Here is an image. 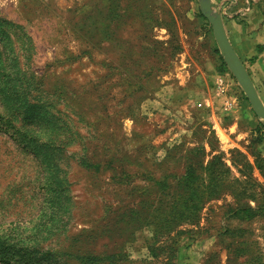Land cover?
<instances>
[{
    "label": "rangeland",
    "instance_id": "obj_1",
    "mask_svg": "<svg viewBox=\"0 0 264 264\" xmlns=\"http://www.w3.org/2000/svg\"><path fill=\"white\" fill-rule=\"evenodd\" d=\"M199 1L0 0L14 260L264 264V127Z\"/></svg>",
    "mask_w": 264,
    "mask_h": 264
},
{
    "label": "crops",
    "instance_id": "obj_2",
    "mask_svg": "<svg viewBox=\"0 0 264 264\" xmlns=\"http://www.w3.org/2000/svg\"><path fill=\"white\" fill-rule=\"evenodd\" d=\"M210 2L214 11L221 16L227 37L264 105V0H210ZM226 81L229 82L223 79V82ZM226 85L229 89L225 97L232 104L230 113L235 118L242 113L243 118L239 119L247 121V127L250 123L259 125V122L254 120L256 114H253V117L251 115L254 111L249 100H246L247 97L245 101L242 100V94L234 93L235 86H230V83ZM233 126L237 127L236 120Z\"/></svg>",
    "mask_w": 264,
    "mask_h": 264
},
{
    "label": "water",
    "instance_id": "obj_3",
    "mask_svg": "<svg viewBox=\"0 0 264 264\" xmlns=\"http://www.w3.org/2000/svg\"><path fill=\"white\" fill-rule=\"evenodd\" d=\"M199 5L202 14L212 26L216 43L221 52V55L224 58V61L226 62L228 68L244 91L254 113L262 121V124L264 126V105L262 104L252 84L246 68L237 56L227 37L221 16L214 11L210 0H200Z\"/></svg>",
    "mask_w": 264,
    "mask_h": 264
},
{
    "label": "trees",
    "instance_id": "obj_4",
    "mask_svg": "<svg viewBox=\"0 0 264 264\" xmlns=\"http://www.w3.org/2000/svg\"><path fill=\"white\" fill-rule=\"evenodd\" d=\"M6 234L3 233L0 235V261L5 263H15L14 261H17V263L21 264H33L34 262L28 258L22 260L21 262L18 260H14V256H11L9 252H12L11 249L15 250L14 245H7L5 244V238Z\"/></svg>",
    "mask_w": 264,
    "mask_h": 264
}]
</instances>
